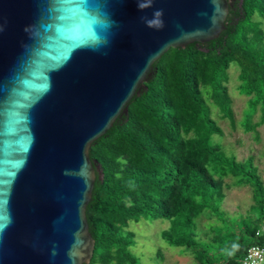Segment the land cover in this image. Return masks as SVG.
I'll return each mask as SVG.
<instances>
[{
  "label": "water",
  "instance_id": "water-1",
  "mask_svg": "<svg viewBox=\"0 0 264 264\" xmlns=\"http://www.w3.org/2000/svg\"><path fill=\"white\" fill-rule=\"evenodd\" d=\"M228 11L229 0H0V264L89 263L91 144L161 54L218 37Z\"/></svg>",
  "mask_w": 264,
  "mask_h": 264
},
{
  "label": "trees",
  "instance_id": "trees-1",
  "mask_svg": "<svg viewBox=\"0 0 264 264\" xmlns=\"http://www.w3.org/2000/svg\"><path fill=\"white\" fill-rule=\"evenodd\" d=\"M263 21L264 0H229L219 36L167 49L126 111L93 141L89 156L101 174L96 171L86 206L95 244L83 264H143L130 228L141 220L167 219L161 239L191 254L190 264H241L245 250L259 242L264 181L253 156L238 159L215 138L223 130L212 105L233 129L238 124L257 137L264 124ZM232 63L238 93L247 97L239 121L227 86ZM232 186H249L252 198L246 212L233 217L222 207ZM203 216L215 218L206 237L198 230ZM155 257L163 259L160 248Z\"/></svg>",
  "mask_w": 264,
  "mask_h": 264
},
{
  "label": "rangeland",
  "instance_id": "rangeland-1",
  "mask_svg": "<svg viewBox=\"0 0 264 264\" xmlns=\"http://www.w3.org/2000/svg\"><path fill=\"white\" fill-rule=\"evenodd\" d=\"M264 28V21L262 24ZM229 81L227 83L229 93L232 97V109L236 121L242 118L243 110L246 107L247 97L238 93V67L232 63L228 69ZM213 116L223 130V136L215 138L223 143L228 150L233 151L238 159L253 156L258 165L259 172L264 181V124L257 127L258 135L253 132H245L237 124L233 129L227 118H222L217 108L212 105ZM258 118V113L254 119ZM229 181V179H226ZM226 195L222 203L223 209L230 215L236 216L245 213L252 202L251 189L249 186H232L225 189ZM215 218L203 216L199 219L198 230L202 237H206L208 226ZM167 219H156L131 222L130 228L136 233L137 243L132 247L143 264H190L193 262L191 254L182 252L181 248L169 245L160 237L161 230L169 226ZM160 248L163 259L155 257L156 250Z\"/></svg>",
  "mask_w": 264,
  "mask_h": 264
},
{
  "label": "built area",
  "instance_id": "built-area-1",
  "mask_svg": "<svg viewBox=\"0 0 264 264\" xmlns=\"http://www.w3.org/2000/svg\"><path fill=\"white\" fill-rule=\"evenodd\" d=\"M259 242L250 245L243 253L241 264H264V224L256 230Z\"/></svg>",
  "mask_w": 264,
  "mask_h": 264
},
{
  "label": "clouds",
  "instance_id": "clouds-1",
  "mask_svg": "<svg viewBox=\"0 0 264 264\" xmlns=\"http://www.w3.org/2000/svg\"><path fill=\"white\" fill-rule=\"evenodd\" d=\"M138 7H140V8H143V7H145V5H143V4H140V5H138ZM162 15V12L161 11H156L155 13H154V16H161ZM147 22V24L149 25V26H151L152 24H154V23H156V21L155 20H149V21H146Z\"/></svg>",
  "mask_w": 264,
  "mask_h": 264
}]
</instances>
